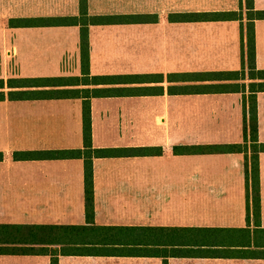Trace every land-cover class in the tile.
Returning a JSON list of instances; mask_svg holds the SVG:
<instances>
[{"label": "crops", "instance_id": "1", "mask_svg": "<svg viewBox=\"0 0 264 264\" xmlns=\"http://www.w3.org/2000/svg\"><path fill=\"white\" fill-rule=\"evenodd\" d=\"M253 3L264 11V0ZM224 12L241 19L201 16ZM88 14L129 17L89 27L90 77L107 78L101 83L83 80L81 25L40 23L81 17V0H0V225L24 226L25 238L29 227H59L55 243L0 245L47 249L0 254V264H52L54 257L56 264H264V152L257 223L248 214L245 152L174 151L245 144L244 100L261 80L250 79L247 67L243 79L208 75L245 67L247 0H88ZM254 28L264 70V19ZM52 77L81 84H9ZM63 88L106 91L88 94L94 148H161L94 158L92 222L84 158H15L85 149L87 98L10 97ZM256 99L264 143V91Z\"/></svg>", "mask_w": 264, "mask_h": 264}, {"label": "trees", "instance_id": "2", "mask_svg": "<svg viewBox=\"0 0 264 264\" xmlns=\"http://www.w3.org/2000/svg\"><path fill=\"white\" fill-rule=\"evenodd\" d=\"M248 9V22L244 27L242 25L243 35V64L245 67L241 71L222 72L209 74L208 76L220 77L222 80H235L245 78L246 67L250 79L261 80L250 84V95L245 97V144H232V145H209L199 146L195 148L190 147H175V154H194L197 153H213V152H245L246 154V175L248 182L249 200L252 199V206L249 203L248 214L249 219L253 213L257 223L261 217V194H260V170H259V155L264 152V143L259 142V125H258V108L256 93L264 91V70H259L256 65V43H255V19H264V11H254L253 0H247ZM203 17H213L217 19H241V14L237 12H224L217 14H203ZM129 17H90L88 14V0H81V17L77 18H64V19H42V24H78L81 25V58H82V73L83 80L90 82L101 83L107 78L90 77V42H89V27L93 23H105L114 21H123ZM34 22V21H27ZM246 38V42H245ZM79 77H52V78H34V79H21L9 81V84H17L16 87H24L31 84L32 86L44 87H68L78 86L81 83ZM4 85L0 81V87ZM90 93L94 95H105L106 91L103 89H50V90H37V91H17L12 92L10 97L25 98L29 96L39 97H84V150H67V151H38V152H16V159L25 158H68V157H82L85 159V184H86V214L89 222L94 219V172L93 160L96 157H113L122 155H159L161 148H144V149H102L94 148L92 144V124H91V107L88 98ZM4 95L0 93V98ZM251 152L250 154L248 152ZM126 152V153H123ZM2 154H0V159ZM24 226H8L0 225V245L6 244H36L39 242L52 241L55 243L54 229L59 228L56 226H36L29 227L28 237L25 238ZM44 235V237H39ZM50 236V237H49ZM47 249H31L29 247L19 248H4L0 247V254H43ZM56 258L52 260V264H56Z\"/></svg>", "mask_w": 264, "mask_h": 264}]
</instances>
